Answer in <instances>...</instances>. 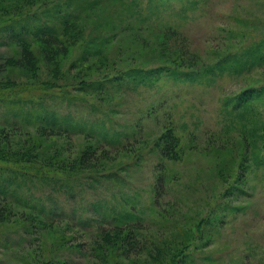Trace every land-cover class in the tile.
I'll return each mask as SVG.
<instances>
[{
  "label": "rangeland",
  "instance_id": "1",
  "mask_svg": "<svg viewBox=\"0 0 264 264\" xmlns=\"http://www.w3.org/2000/svg\"><path fill=\"white\" fill-rule=\"evenodd\" d=\"M32 1L0 0V264H264V91L234 103L264 85V0Z\"/></svg>",
  "mask_w": 264,
  "mask_h": 264
},
{
  "label": "trees",
  "instance_id": "2",
  "mask_svg": "<svg viewBox=\"0 0 264 264\" xmlns=\"http://www.w3.org/2000/svg\"><path fill=\"white\" fill-rule=\"evenodd\" d=\"M46 0H33L31 2V5L34 4H38L40 5V3L44 2ZM26 13L23 11V10H19L17 12L13 11L12 13H10L9 17L5 19H1L2 22L4 21H7L9 20L10 22H17V26H19L21 23H24L26 25V19L25 22H18L19 21V18L20 17H25L26 18V15H27V10H25ZM28 18V17H27ZM23 20V21H24ZM65 21H68L69 24L73 23V20L71 19V15L67 13V17H65ZM45 21H43L42 23H44ZM50 24H46L44 25V27L42 28H39V33L41 34V36H45L47 38V42L48 44H52L54 42H56V38H55V35L57 34V31L54 30L53 28H51L49 26ZM27 26V25H26ZM19 44L21 46V58L19 60H22L23 63L27 64L29 68H35V57L33 55V52H32V49L29 47V41H27V39H25L23 36H22V40L19 41ZM55 44V43H54ZM56 44H58V42H56ZM49 54H52V53H49ZM13 61V63H19L18 60H13V59H7L6 62H11ZM0 66H2L0 64ZM216 66H219V64H217ZM49 85V84H48ZM20 85H16L14 83H6V84H1L0 86V93L1 92H4L5 94H12L11 93V90H16V89H20L19 87ZM51 86V85H49ZM35 89H45V86L43 88V86H35ZM263 90L264 91V85L263 86H260L256 89H250V90H244L243 93H239L237 96H235L234 100L236 99L237 102H234L235 105L237 104H241V102H244V101H249L251 99H255L257 97H262L263 95L260 96V90ZM259 90V91H258ZM44 130V128H41ZM178 139H177V136H175L174 132L171 130V129H166L159 137L158 141H157V145H156V148L158 150V153L161 157L163 158H167V159H176L177 157V153H178ZM91 155L87 153V150L82 152L81 153V161H84V160H88V159H91L90 157ZM1 161L5 162L7 160H3V159H0ZM9 161V160H8ZM7 161V162H8ZM11 162V161H10ZM160 170V169H159ZM161 172V171H160ZM162 182H163V177L162 176H157L156 178V184H155V193L157 194L158 193V189L161 187L162 185ZM1 215V214H0ZM1 217V216H0ZM2 219V218H1ZM127 226L122 228L117 225L115 226L116 228L114 229V234H107V231H103L102 233V237L104 238V240L107 242L106 244L107 245H110V244H114L115 241H119V244L122 246V247H129V245H133L135 243V240L132 236V227H136V226H132L131 224L128 225V223L126 224ZM180 256V253L178 252V254L174 255L172 258V260L169 262V264H178L179 260L176 259V257H179Z\"/></svg>",
  "mask_w": 264,
  "mask_h": 264
}]
</instances>
